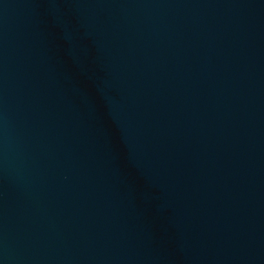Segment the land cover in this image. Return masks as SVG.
<instances>
[{
    "label": "water",
    "instance_id": "water-1",
    "mask_svg": "<svg viewBox=\"0 0 264 264\" xmlns=\"http://www.w3.org/2000/svg\"><path fill=\"white\" fill-rule=\"evenodd\" d=\"M0 264H264V0H0Z\"/></svg>",
    "mask_w": 264,
    "mask_h": 264
}]
</instances>
